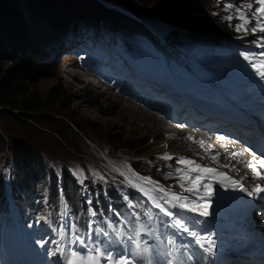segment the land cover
<instances>
[{
	"label": "rangeland",
	"instance_id": "1",
	"mask_svg": "<svg viewBox=\"0 0 264 264\" xmlns=\"http://www.w3.org/2000/svg\"><path fill=\"white\" fill-rule=\"evenodd\" d=\"M19 1L22 0H16L15 2L18 6V12L21 14L28 13L26 19H28L30 15L36 14L34 13L36 12L35 9L40 10L34 1L28 3L25 2L27 6ZM111 4L114 6L117 5L118 7H126L129 11L153 13L158 19L163 20L166 25L178 30H181L182 28L180 25L177 24V26L176 23H174L171 16L179 13L186 15L192 14V16H199L203 19H207L210 15L221 17L222 12H227L228 15H233L230 17L239 19V13H235L232 9H228L226 7L227 4L221 0H194L185 2L180 1L176 3H167L158 0H150V2L145 3H142V0H50L49 5H51V10H53L54 14L60 15L71 10L74 14L83 11V14L85 15L89 11L95 16L107 19V22L111 23V26L106 27L107 29L105 28L103 30L100 38L93 43L92 38L89 35L82 37L68 35L69 32H67V34L59 33V31L51 26L41 15H35L40 17L39 22L42 23L41 26L38 25V22L31 23L32 27L30 28H32V32L34 33L32 38H30L26 31H24L26 36L20 38L22 48L26 51L28 50L38 62L51 64L53 66L51 71L53 76L47 78L34 76L31 81L26 83V86L29 90L36 91L38 97L42 98L53 112L57 114H52L46 111V113L42 112V114H22L10 110L7 107H0V123L6 126L10 135V138L8 139L1 136L3 141L0 142V167H2V169H0V174L5 175L4 186L6 189L10 186V182H7V180L10 181L9 174L12 166V153L9 147L10 145L11 147L13 145L16 147L18 143L31 148L34 152L39 154L42 161H44L43 165H47L48 168L53 167L56 173L60 171L59 168L63 167L61 169L62 171H64L65 168L74 173H76L77 170H80L86 176L92 172H97L99 168L102 170L105 168L111 173L116 172L120 175L131 173L134 170L136 171L135 167H138L139 165L148 163L157 164L165 154L173 157L188 158L187 154L186 156L171 149L170 152L169 149H167L168 143L170 142V134L165 132L167 128L163 129V126H160L158 129H153L151 127L145 128V126L141 125V122H136V120L123 109V105L126 104L123 98H127L131 101L132 99L130 98L132 95L139 99L144 97V100L147 103L151 105H160L169 111H173V109L170 110V107H175V102L169 98L166 102L161 101L162 99H159V96L153 98L149 97L148 94H152L151 91L153 87L142 85V80H145L143 78L147 76H145L141 70H138L133 63L128 64L124 58L116 54L115 51H112L111 46L108 45L107 31H118L117 27L112 26L113 20L116 21L115 24H124L123 20L115 18L116 16L114 17V14L121 16L115 12L118 11L117 9L111 10L109 7H106L107 5L111 6ZM245 13L248 14V12ZM131 18L132 26L135 25V29H133L135 38L146 48L147 51H150L154 55L157 61L154 67V74H150V80L168 83L175 87L177 92L181 89L186 92L185 85H187L186 83H188V81L185 78L188 77L181 78L179 77V73L180 71H182L181 75L186 72L195 73L196 65L201 61V57L204 64L200 63V65L205 66L204 72L202 73L206 72L212 77L223 75L218 69L221 67L220 65H223L224 68H231L232 66L233 71L240 68L244 72L241 68V66H243L255 75L253 78L256 80V83L252 85L254 86V89L247 91H244L243 89L241 96L245 99L251 97L257 99L254 106H256V109L261 108V114L258 116L257 120L260 123L264 122V79L257 75L251 65L245 64L237 56V53L241 51L255 53L257 55L264 52V47L257 48L255 45L259 40L257 39L258 36L264 37V35H262L264 33L257 32L256 35L244 36L237 39L226 38L228 44L223 45L221 44V39H224L223 37L194 32L187 28L191 31H181L187 36L184 38V36L181 35L182 43H180L182 46L173 45L170 47H161V44L158 41L154 40V38L152 39L146 31L144 32L146 29L144 25L139 22V24L145 29L137 23L138 20L135 21L132 16ZM26 19L22 22L24 30H26V25L24 24ZM71 39H77L79 41L74 43L71 42ZM183 46H186V49H188L186 54L180 53V51L184 49ZM0 50V64L2 65V69H4L9 66L11 56L6 52L5 46L2 44H0ZM214 56L218 57L223 64L216 63L215 65L212 61V59L214 60ZM211 57L212 59H210ZM207 64H210L209 70L207 69ZM186 75L187 74H185V76ZM75 76H78L77 78L83 80L79 82ZM134 80L135 82H133ZM138 81L141 83L140 86L142 87L143 92L137 89L139 88L137 84ZM58 89H63V99H50V101H46L48 95L54 93V91H57ZM87 94L98 96V100L89 102L86 98ZM146 96H148V98ZM196 96L199 100L203 101V99L200 98V95ZM163 99L165 98L163 97ZM63 102L67 104L69 103L68 109L64 110L59 108V104ZM132 104L135 108L142 109L139 108L141 107L140 105ZM159 109L164 111L163 108ZM188 114L200 121L194 124L196 126L203 124L205 126L203 129L209 127L213 130L215 125H219L227 128L224 129V131L230 134L237 133L233 130V127L229 125H220L223 124V121L220 119H213L210 116L196 114L188 109L184 110L183 116ZM12 115H14V117ZM43 116L59 119L74 130H76L74 128L76 125L81 127L84 130L86 136L85 139L80 133H78V137H75L70 135V133L64 132L62 127L59 126V131L66 139V143L62 142V140L54 133L55 127ZM191 116L185 118L191 120ZM129 120L134 121V124L129 123ZM262 128L264 127L262 126ZM181 129L180 131H182L181 133L183 134L185 131L183 128ZM247 129L252 130V132L255 133L256 144L264 151V137L260 133L261 131L258 130V127L256 129ZM238 130L242 132L248 131L246 128H239ZM133 146H137V148H133ZM193 159L196 163L201 164L199 160L195 158ZM167 161L169 162L168 166H181L174 160ZM138 169L142 168L138 167ZM220 171H223V169H220ZM224 172L228 174L226 171ZM228 176L230 175L228 174ZM54 179L57 182V178ZM248 180H245L244 183L241 184L244 189L247 190V188H254L257 185L254 179ZM60 181L61 177H58V182ZM211 184L213 185V194L206 201V203L210 204L209 209H214L216 207L224 209L221 203L215 204V201H213L215 198L222 197L216 194L219 193V188L224 185L216 181H211ZM170 185L172 188L177 187L176 184ZM262 186H264V182L262 183ZM224 188L232 189L227 186ZM172 191L181 192V190L177 189H172ZM83 194H85L84 191ZM182 194L185 196L187 195L186 192ZM229 195L231 194L229 193ZM252 196L255 203H260L263 206L264 193H260L259 196L255 194ZM229 206L233 209L234 204H229ZM9 207V214H4L3 218H6L8 215V227H12L14 223L13 215L15 213V204L10 201ZM172 211L189 220L181 210L173 208ZM260 212L261 209L259 213ZM160 217V221L164 222L163 224L166 233L175 237V244H171L169 241L173 238H165V235L161 232L159 235L160 238L167 239L162 243L165 247L163 249H169L167 251L170 254L179 257L182 264L212 263L214 256L209 259L206 254L200 251L199 248L195 247L194 242L187 236V234H177L174 228L165 226V224L167 225L169 223L168 217L163 216V214H160ZM9 235L8 232H5L4 236ZM2 236L0 229V238H2ZM42 236L45 241L52 244L49 235L42 234ZM126 243L129 248L132 247L131 241H126ZM156 243L160 244V239L156 240ZM184 244H189L192 247L186 250L181 247V245ZM72 248L75 251L81 253L84 252V249L81 247L79 248V246L77 248L73 246ZM22 252L24 253L27 264H36L34 259L28 258L27 249H23ZM223 259L224 258H221L219 260L222 264L223 262L228 264L229 260H231ZM135 260L143 262L146 260V257L138 256L137 258L135 257ZM233 261H235V264H250L247 260H243L242 263L237 262L236 260ZM142 262L141 264H144ZM136 264L140 263L136 262Z\"/></svg>",
	"mask_w": 264,
	"mask_h": 264
},
{
	"label": "trees",
	"instance_id": "2",
	"mask_svg": "<svg viewBox=\"0 0 264 264\" xmlns=\"http://www.w3.org/2000/svg\"><path fill=\"white\" fill-rule=\"evenodd\" d=\"M31 1H34L40 8V10L35 9V15L43 16L61 34L69 32L68 35L71 36L91 35L92 40L96 41L103 32L102 30L111 26V23H108L107 19L95 16L89 11L85 15L83 11L74 14L71 10L60 15L54 14L53 10H51V5H49L50 0H22L19 2L27 6L25 2ZM158 1L176 3L194 0ZM221 1L227 5H233L232 10L235 13L238 8L248 3H253V8L258 7L253 0ZM15 2L16 0H0V44L5 46L6 52L11 56L9 66L2 69V65L0 64V107H7L22 114H42V112L57 114L53 112L42 98L38 97L36 91H31L26 86V83L31 81L34 76H38L39 78L53 76L51 72L53 66L38 62L28 50L26 51L22 48L20 38L26 35L22 23L23 17L18 12V6ZM145 2H150V0H142V3ZM244 12L247 11L245 10ZM230 16L233 15L222 12L221 17L210 15L209 18L203 19L199 16H192V14L179 13L171 16V18L174 20V23L181 27L189 28L196 32L231 38L245 36L244 33H238L235 30V26L239 25L241 21L237 18L229 19L228 17ZM121 17L119 20H123L124 16ZM249 19L251 22L248 27L251 28L256 21L251 20V17ZM130 21H124V24H115L116 21L113 20L112 26L117 27L118 31H107V43L111 46L112 51H116L121 57H128L137 64L138 68L151 72L153 71L155 60L152 58V53L147 51L135 38L133 33L135 25L132 26ZM247 35L252 34L249 33ZM62 90L58 89L54 93L49 94L46 101H50V99H63L64 91ZM97 97L91 94L86 95L89 102L98 100ZM68 107L69 103L63 102L59 104L60 109L65 110ZM12 116L14 117V115ZM43 117L52 123L55 127L54 133L64 143H66V139L59 131V126L62 127L64 132L70 133L72 136L78 137V133H80L84 139L86 137L84 130L77 125L74 126L76 129L74 130L59 119L49 116ZM1 136L7 139L10 138L8 129L2 123H0V142L3 141ZM9 148L12 153V166L9 174L10 181L7 180V182H10V186L6 189L4 186L5 175L0 174V214L3 209H7L8 197H11L18 205L22 217L28 218L32 223L44 224L45 219L42 220L40 217L49 218L50 221L57 220L61 217L60 213L64 210V204H67L69 212L73 217V221L68 223V227L70 228L72 224H75L79 228L80 234L84 235L88 231V223L91 222L90 217L92 216L88 212L89 207H91L96 212L95 217L99 221L98 226L92 225V227H100L112 235L113 228L108 227L109 223L118 224L119 220L124 217H127L131 224L130 228L120 225L125 232H130L137 228L139 225L137 224L136 216L132 215V213H136L140 221L147 223L148 227L152 230L149 233L143 234L144 239L140 238L142 241H146V245L150 248L151 258H149V255H146L147 258L154 263L164 258L161 255L166 254L164 250L153 244L156 234L155 228L160 227L159 213L156 210L152 211L156 214L155 219L151 223L147 221L144 211L151 206L139 192L128 185L125 176L116 172L111 173L105 168L103 170L99 168L97 172H92L88 176L84 174L83 180H81L74 172L67 168L62 171L63 167H61L59 168L60 171L56 173L53 167L48 168L47 165H43L44 161H42L41 156L25 145L18 143L16 147L14 145L11 147L10 145ZM133 148H137V146H133ZM168 164L167 160L161 159L157 164L148 163L139 165L138 167L142 169L135 167L136 171L134 170L133 173L141 177H151L159 183H172L176 179L170 178L169 174H174L175 170L171 165L168 166ZM58 177H61L60 182H58ZM54 178H57V182ZM83 191L85 194H83ZM125 196L129 198L127 201L124 199ZM38 200H41L43 205L35 202ZM89 200L92 202L91 205L88 203ZM129 202L138 206L129 208ZM140 202H143L142 206ZM57 224L59 225L58 220ZM160 231H163V228ZM93 238L102 239V241L107 239L102 234L96 233L93 234ZM154 256L158 258L152 259Z\"/></svg>",
	"mask_w": 264,
	"mask_h": 264
},
{
	"label": "snow or ice",
	"instance_id": "3",
	"mask_svg": "<svg viewBox=\"0 0 264 264\" xmlns=\"http://www.w3.org/2000/svg\"><path fill=\"white\" fill-rule=\"evenodd\" d=\"M258 7L253 8V3H248L237 9L239 13V19L241 23L235 26V30L238 33H244L256 35L257 32L264 33V0H253ZM228 9H232L233 5H226ZM251 14V20H255V24L249 28L248 25L251 22L249 17L244 14V11ZM232 19V17H228ZM242 38V37H238ZM256 46L258 48L264 47V37H261ZM260 59L257 60V55L244 56V59L249 61L251 67L256 71L257 75L264 79V52L259 54ZM253 61H257L253 63ZM192 140V137H188ZM221 141L224 137H220ZM201 149L207 154L211 151L210 148L205 149L203 143L200 144ZM251 155V153H249ZM237 153H232L235 157ZM163 160H174L177 164L181 165L173 173L169 174L170 178L176 179L177 185L181 192L172 191V186L164 187L158 181L151 177H141L133 174L134 178L125 177L126 182L137 192H139L145 200L150 204V208L144 211V215L147 217L149 223L153 222L155 215L152 209H157L160 214L169 218V223L166 227L174 228L179 233H185L194 244L204 253L208 258L215 255L216 245L214 240L210 236L202 235L195 227V224H199L201 221L196 220L190 222L185 217L179 216L177 213L172 211L173 208H178L188 213L198 215L200 217H207L209 215L210 204L206 203L213 194L211 181H216L224 186L239 189L245 191L241 183L237 180L232 179L225 172L220 171L218 168L207 167L196 163L194 160L184 157H173L165 154L161 157ZM213 163H218L219 158L217 156L211 157ZM253 175L254 179L264 180V157L254 158V161H249L245 165ZM224 168L234 170L231 165H222ZM77 177L83 180V172L77 170ZM166 177V178H169ZM188 193V196L182 193ZM203 193V194H201ZM264 193V187L257 184L251 191L248 192L249 196ZM124 199L127 201L129 198L125 196ZM91 205V200L88 201ZM143 202H140L142 206ZM137 204L129 202V208L137 207ZM69 208L67 204H64V210L61 212V216L67 217L69 215ZM89 215L95 217L96 212L91 207L88 209ZM119 215V214H118ZM136 216L137 228L130 232H125L120 225L125 227H131L130 221L127 217L121 218L118 224L109 223L108 227L113 228L112 235L100 227H92L93 222L88 223V231L84 234H80V230L77 225L72 224L70 228L64 224L61 226V238L65 230L69 231L71 235L68 238V244L64 245L60 240L53 239L52 244L56 245L55 249H51L48 255L51 257L59 256L64 264H136L135 257L150 255V248L146 245V241L140 239L142 234L149 233L152 230L148 227L147 223L141 222L139 216L136 213H132ZM44 220L46 217H40ZM163 224V221H159ZM102 234L107 239L101 241L99 239H93V234ZM115 244H119L124 248V254H121L116 250ZM126 241L132 242V247L129 248ZM44 243H47L45 241ZM171 244H175V238L169 241ZM72 245H78L84 249V252H78L73 250ZM111 246V250H110ZM181 247L190 249L192 246L189 244L181 245ZM164 258L161 261H157L156 264H182L179 257H176L170 253L161 254ZM148 264H153L152 260L148 261Z\"/></svg>",
	"mask_w": 264,
	"mask_h": 264
},
{
	"label": "bare ground",
	"instance_id": "4",
	"mask_svg": "<svg viewBox=\"0 0 264 264\" xmlns=\"http://www.w3.org/2000/svg\"><path fill=\"white\" fill-rule=\"evenodd\" d=\"M103 4H107V3H103ZM106 7H109L111 10L117 9L118 11H115V12H120V11L124 12L125 14L132 16L135 21L138 20L137 21L138 24L140 22L142 25L146 27L145 29L143 26L139 24L141 27L145 29L144 32L146 31L147 34L152 39L154 38V40L158 41L161 44V47L181 45L182 36H184V38L187 37L186 34H184V32H181V31H190V30L183 29V28L182 29L180 28L181 30H178L169 25H166V23L163 20L158 19L153 13L129 11L127 10L128 8L126 7H122V6L118 7L117 5L114 6L113 4H111V6L107 5ZM21 15L24 18L23 19L24 21L27 18L28 13H24ZM115 16H118V15L114 14V17ZM115 18L121 19L122 17L118 16ZM123 20L126 22L130 21L129 19L125 17H123ZM39 21H40V17L35 16V15H30L29 18L26 19V22L24 23L26 25V30L24 31H26V33L30 36V38L34 36V33L32 32V28H30L32 27L31 23L38 22V25L41 26L42 23H40ZM86 36L87 35H83L82 37H86ZM221 40L223 41L224 39H221ZM77 41L79 40L71 39V42L75 43ZM183 48L184 49H182L180 53L186 54L188 49H186V46H183ZM181 74H182V71L179 73V76L188 77V78L191 77V73L189 72L185 73L187 74L186 76L185 74L183 75ZM77 77L75 76V78L79 82L83 80ZM228 78H233L234 80H225ZM207 79L208 81L211 82V84H209L208 86L209 93L201 94V96L203 97L205 96L209 101H214L217 104H221L224 108L229 109V110L234 109L233 105L236 104L242 107L243 109L247 110L249 113H252L256 117H258L257 116L258 110L256 111L254 107V104H255L254 98H249V99L243 98L240 94L241 89L236 85L237 81H241V83H243L241 88H244V91H247L249 89V86H247L246 83L250 81V77H248L244 72H234L232 73V77H228V76L212 77L211 76V78H207ZM133 82H135V80ZM148 84L149 83H146L145 85H148ZM138 86L139 88L137 89L143 92L139 84ZM185 87L192 88L194 86L188 84V85H185ZM199 90L201 92L204 91L202 88ZM146 97L148 98V96ZM149 97H152V98L155 97L154 89L152 90V94L149 95ZM123 99L126 102V104L123 105V109L126 110L127 113L136 120V122H141V125L145 126V128L151 127L153 129H158L160 126H163L162 127L163 129L167 128L165 132L167 134H170V139H169L170 142L168 143V146H167V149H169V151L171 149L177 153H181L184 155L187 154L189 159L195 158L201 162V165L212 167V168L217 167L219 170L223 169L229 175L234 174L235 177L239 175V176H243L245 180L254 179L253 177L248 178V174L252 175V172L247 167L245 169L244 162L248 163L249 161H254V156H260L262 154L261 150L258 149L259 146L256 144L255 133H253L252 131H247L248 133L244 131L242 132L238 130L237 128L235 129L233 128V130L236 131L237 133L230 134L224 131V129H227V128L221 127L219 125H215L213 130L212 128H209V127H206V129H203V127H205L203 124H199L197 126L194 124L200 121L195 119L193 116L189 114L186 116H183V113L185 110L184 107H186V104H192L194 107L199 108L202 114H205L204 112H208L207 109H215L211 107L207 102H200L197 98L192 97L190 95H186L184 97L178 98L177 100L178 107L177 108L170 107V110L173 109V111H169L160 105H151L147 103L144 100L145 99L144 97L143 98L141 97V99H139L136 96L132 95L130 98L132 99L131 100L132 103L136 105L137 104L140 105L141 107L139 108H142V109L135 108V106H133V104L131 103L129 99L127 98H123ZM159 108H163L164 111ZM188 116H191L192 119L187 120L185 117H188ZM128 122L134 124V121L132 120H129ZM190 124H193V125H190ZM260 124H263V127H264V122L263 123L261 122ZM220 125H224V124H220ZM192 127H195V128H192ZM181 128H183V130L185 131L183 134L181 133L182 131H180ZM262 130L264 131V128ZM188 137H192L193 139L189 140ZM220 137H224V140L221 141ZM201 142L203 143L205 149L210 148L211 151H208L207 154H205V151L201 149L200 147ZM232 153H237L238 155L233 157ZM249 153H251V155ZM212 156H217L219 158L218 163L212 162V159H211ZM225 164L231 165L234 170H229L228 168L222 167V165H225ZM254 180L257 184L261 186H262V183L264 182V180H261V179H254ZM224 187L225 186L219 188V193L216 195H220L222 197L230 196L229 193L232 189H228ZM230 200L231 199H220V200H216L214 203L219 204V203L227 202ZM208 210H209V215L207 217H200L198 215L188 213L187 211H184V210H181V211L185 214V216L189 218L191 222L196 221V220L201 221L199 224H195L194 227L202 235L210 236L214 240V242L218 240L222 243H225V240H230L231 238H234V237H235L234 239H236V237L238 236L240 238L242 237L243 231L240 229V224L243 220V214L240 210L228 209L225 207L224 209L216 207L214 209H208ZM259 217H262V216H259ZM236 246L237 244L235 243V247ZM195 247L198 248L196 245ZM235 247H232V248L235 250L236 254L238 255L236 256L237 257L236 261L242 263L244 259V253L242 254V252L237 250ZM248 262L250 264H253L250 260H248Z\"/></svg>",
	"mask_w": 264,
	"mask_h": 264
},
{
	"label": "water",
	"instance_id": "5",
	"mask_svg": "<svg viewBox=\"0 0 264 264\" xmlns=\"http://www.w3.org/2000/svg\"><path fill=\"white\" fill-rule=\"evenodd\" d=\"M93 1H96V0H93Z\"/></svg>",
	"mask_w": 264,
	"mask_h": 264
}]
</instances>
